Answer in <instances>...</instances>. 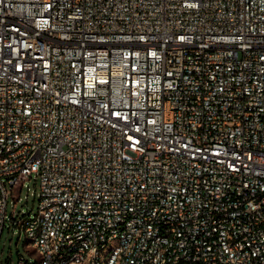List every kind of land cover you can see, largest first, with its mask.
Here are the masks:
<instances>
[{"label": "built area", "instance_id": "built-area-1", "mask_svg": "<svg viewBox=\"0 0 264 264\" xmlns=\"http://www.w3.org/2000/svg\"><path fill=\"white\" fill-rule=\"evenodd\" d=\"M8 221L17 264H264V0H0Z\"/></svg>", "mask_w": 264, "mask_h": 264}, {"label": "rangeland", "instance_id": "rangeland-1", "mask_svg": "<svg viewBox=\"0 0 264 264\" xmlns=\"http://www.w3.org/2000/svg\"><path fill=\"white\" fill-rule=\"evenodd\" d=\"M27 183L30 185V189L25 185L21 196L22 199L17 203L18 211H35L38 206L37 195H34V191H38L40 188L39 180L33 177L27 178ZM26 195H28L26 197ZM13 195L8 197L7 211L11 213L13 208ZM19 226L12 225L9 221L4 227L1 239H0V264H17L19 259V253L23 254L26 258H35V249L27 238L25 232L20 231Z\"/></svg>", "mask_w": 264, "mask_h": 264}, {"label": "trees", "instance_id": "trees-1", "mask_svg": "<svg viewBox=\"0 0 264 264\" xmlns=\"http://www.w3.org/2000/svg\"><path fill=\"white\" fill-rule=\"evenodd\" d=\"M21 253H19V257H20Z\"/></svg>", "mask_w": 264, "mask_h": 264}]
</instances>
